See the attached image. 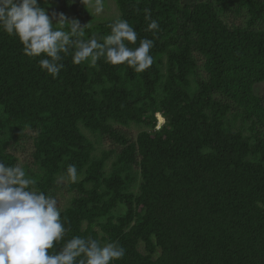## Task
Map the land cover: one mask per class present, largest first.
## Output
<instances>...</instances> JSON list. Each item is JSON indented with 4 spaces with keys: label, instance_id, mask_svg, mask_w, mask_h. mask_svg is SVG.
Masks as SVG:
<instances>
[{
    "label": "trees",
    "instance_id": "1",
    "mask_svg": "<svg viewBox=\"0 0 264 264\" xmlns=\"http://www.w3.org/2000/svg\"><path fill=\"white\" fill-rule=\"evenodd\" d=\"M113 1L107 19L97 0H39L87 25L85 40L128 20L129 47L154 40L143 72L67 55L54 79L0 30V160L66 195L65 239L119 242L114 264H264V0Z\"/></svg>",
    "mask_w": 264,
    "mask_h": 264
},
{
    "label": "clouds",
    "instance_id": "2",
    "mask_svg": "<svg viewBox=\"0 0 264 264\" xmlns=\"http://www.w3.org/2000/svg\"><path fill=\"white\" fill-rule=\"evenodd\" d=\"M97 4V11L102 10L101 0ZM143 11L150 21L147 30L159 31L151 10ZM86 26L78 19L68 20L63 13L50 16L39 0H0V30L17 37L26 56H42L38 61L41 70L54 79L65 68L67 55L75 65L90 61L95 66L103 58L138 73L153 65L154 40L142 38L138 46L129 47L136 45L138 34L128 20L115 19L103 42L96 36L83 39ZM162 122L163 118L158 121ZM66 171L75 182L76 165L70 164ZM35 184L19 164L10 166L0 160V264H114L125 257L126 249L119 242L104 244L91 236L65 239L69 229L58 200L36 190Z\"/></svg>",
    "mask_w": 264,
    "mask_h": 264
},
{
    "label": "rangeland",
    "instance_id": "3",
    "mask_svg": "<svg viewBox=\"0 0 264 264\" xmlns=\"http://www.w3.org/2000/svg\"><path fill=\"white\" fill-rule=\"evenodd\" d=\"M89 9L92 12V14L95 17H106L107 19L109 17H115L118 14V10L116 8V5L114 3L113 0H105V2L102 4V10L97 11V8L99 7V5H95L90 3ZM46 11L49 13V15L51 16L52 13H56L57 17L59 16V14L61 13L60 11H58L57 9H55L54 6H48L45 8ZM64 14V13H63ZM64 16L67 19H70V15L69 14H64ZM92 16H91V20H92ZM56 22V21H54ZM254 90L259 93V94H263L264 95V80L258 84L255 85ZM157 119L158 121H162V117L160 115H157ZM142 127L140 126H136V125H131L129 128V131L132 132L133 134H136ZM107 145V142L104 141L102 142V144H99L97 147L101 148V147H105ZM27 151L29 148V145L27 144ZM67 200L66 195H62L58 197V202H59V206L63 205Z\"/></svg>",
    "mask_w": 264,
    "mask_h": 264
},
{
    "label": "bare ground",
    "instance_id": "4",
    "mask_svg": "<svg viewBox=\"0 0 264 264\" xmlns=\"http://www.w3.org/2000/svg\"><path fill=\"white\" fill-rule=\"evenodd\" d=\"M157 115H160V114L157 113ZM160 116H161V115H160ZM161 117H162V116H161Z\"/></svg>",
    "mask_w": 264,
    "mask_h": 264
}]
</instances>
